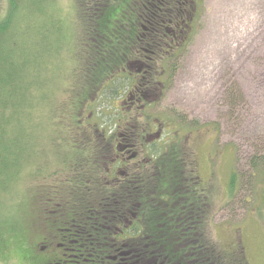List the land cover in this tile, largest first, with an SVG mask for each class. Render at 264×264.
Masks as SVG:
<instances>
[{
    "label": "rangeland",
    "instance_id": "374dc122",
    "mask_svg": "<svg viewBox=\"0 0 264 264\" xmlns=\"http://www.w3.org/2000/svg\"><path fill=\"white\" fill-rule=\"evenodd\" d=\"M200 8L174 78L137 123L138 133L147 122L160 133L141 158L176 139L192 149L211 195L213 242L238 238L248 263L264 264V0H204ZM81 20L79 0H0V264H26L24 235L32 243L41 234V198L73 178ZM117 80L120 95L90 97L85 112L107 136L124 133L128 119L129 80Z\"/></svg>",
    "mask_w": 264,
    "mask_h": 264
},
{
    "label": "trees",
    "instance_id": "16d2710c",
    "mask_svg": "<svg viewBox=\"0 0 264 264\" xmlns=\"http://www.w3.org/2000/svg\"><path fill=\"white\" fill-rule=\"evenodd\" d=\"M203 3L204 0H79L84 36L74 74L80 91L73 98L82 95L77 108L75 105L76 116H85L90 97L100 98L108 92L118 95L122 88H116L117 79L125 76L122 71L136 68L138 65L133 64L143 56L154 65L147 80L149 85L163 94L165 81L174 78L172 63L177 62L178 52L185 45L181 41L186 34L192 35ZM160 29L167 42L162 52L159 47L156 50L147 45ZM80 119L71 124L75 129L71 133L76 135L71 148L78 158L72 167L73 178L54 188L52 194L60 208L71 215L92 213L108 222V226H114L117 219L120 227L132 221V229L124 235L127 251L133 253L130 262L123 264H249L244 244L238 238L226 244L212 240L211 195L199 178L192 149L180 139L166 147L149 148L147 157L136 159L125 177L115 184L89 186L88 182L102 180L99 158L109 154L118 135L104 140V131L95 126L84 129ZM149 126L147 122L146 127ZM131 127L133 132L139 128L137 124ZM231 180L234 185V177ZM40 201L44 203L46 199ZM76 247L72 255L86 252L78 244ZM72 261L70 264L76 260Z\"/></svg>",
    "mask_w": 264,
    "mask_h": 264
},
{
    "label": "flooded vegetation",
    "instance_id": "af4514ba",
    "mask_svg": "<svg viewBox=\"0 0 264 264\" xmlns=\"http://www.w3.org/2000/svg\"><path fill=\"white\" fill-rule=\"evenodd\" d=\"M158 32L159 34H155L157 36L153 35L151 37V43L147 41V45L155 46L154 49L156 50L159 47L160 52H162L166 49L167 42L164 39L162 29ZM150 61L149 57L143 56L133 64L138 65L136 68L134 66L128 67L121 73L129 78L127 90H130L128 92L126 90L124 94L127 93L122 96V102L126 98L123 103H130L126 114L128 119L127 121L124 120V124L122 123L120 126L124 133L117 134L119 139L117 142L121 143L116 144L114 140L115 145L108 152L109 154L106 157L99 158L103 169L102 180L100 182L97 180L88 182L87 185L89 186L95 184L110 186L115 184L116 180L125 177L129 166L135 163L136 159H141L143 156L142 147H144L145 142L160 135L159 132L150 134L155 127L152 123L145 129L139 124L140 130H144V134L138 133V128L135 132L131 130L132 124L135 123L134 125H136L144 119L146 107L149 106L147 103L152 104L157 98L156 88L150 86L147 81L154 70V65L150 64ZM138 110L142 111L140 115L135 114V111ZM91 119V115L84 116L80 119V122L84 126L92 128L95 125ZM78 120L75 116L71 119V122ZM146 133L149 135L144 137ZM101 137L104 140L108 139L105 131L101 134ZM45 199L46 202L40 201L39 204L44 222L38 223V230L41 234L37 242H29L27 231L24 235L27 246L26 264H70L73 262L70 261V256L76 260L73 264H123L124 262H130L129 256L133 252L127 251L128 242L124 234L125 231L132 229V221H126L124 226L120 227L117 219L114 226H108V222L100 216L95 218V214L71 215L67 209H61V204L54 198L52 192L48 193ZM130 243L131 246L134 245L132 241ZM77 244L78 248L85 249L84 254L72 255L77 251ZM49 249L56 250L58 253L41 259L39 255Z\"/></svg>",
    "mask_w": 264,
    "mask_h": 264
}]
</instances>
